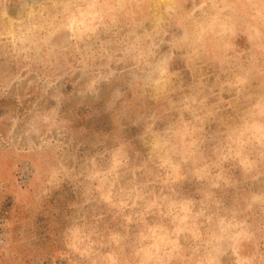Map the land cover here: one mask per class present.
<instances>
[{"label":"rangeland","instance_id":"obj_1","mask_svg":"<svg viewBox=\"0 0 264 264\" xmlns=\"http://www.w3.org/2000/svg\"><path fill=\"white\" fill-rule=\"evenodd\" d=\"M0 264H264V0H0Z\"/></svg>","mask_w":264,"mask_h":264}]
</instances>
